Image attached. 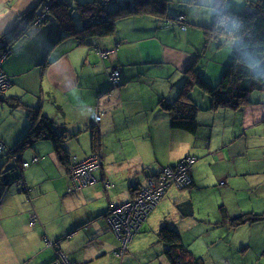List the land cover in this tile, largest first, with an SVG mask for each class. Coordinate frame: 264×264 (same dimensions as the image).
<instances>
[{
	"label": "crops",
	"instance_id": "obj_1",
	"mask_svg": "<svg viewBox=\"0 0 264 264\" xmlns=\"http://www.w3.org/2000/svg\"><path fill=\"white\" fill-rule=\"evenodd\" d=\"M38 1L0 0V34H4L8 30H11L15 24L17 25V21L20 22L19 17L35 7ZM84 1L86 0H81V2ZM76 2L78 1L66 0V3L71 8H75L78 4ZM207 2L212 3V0H207ZM73 14H76L74 10ZM172 16L175 15H170V17L155 14L132 15L117 21L116 25L121 21L127 23V25H133L126 28V30L127 32L134 31V35L137 37L131 38L128 34L123 33L121 27H119L116 28L113 35L94 39L91 44H78L77 40L72 36L65 37L62 27L52 13L48 15L45 22L30 27L24 35H21L20 38L13 42L11 54L2 63V69L8 75L11 82L6 92L7 100L11 103L8 105L4 101L0 102V138L4 146L8 149L15 148H9V146L11 142L15 145L18 139L8 141V138L22 130V127L18 131L17 126H14L16 122L14 112L17 110L20 113H25L30 108L33 110L37 109L41 115L51 119L58 135H65L63 137V145L69 157L76 156L78 159H83L90 155L93 152L91 144L92 133L95 132L98 136L96 151L100 156L104 154V157L101 156L102 160L104 158L102 168L93 172L96 182L79 191L67 193L68 195L71 194L73 199L81 200L83 204L92 200L99 202V206L102 205L103 197L106 198L107 205L109 203H122L128 200L134 189L144 183L148 175L159 171L164 166L159 164L160 167L158 169H149V167L145 166V159L142 156L144 149H141L135 143L134 145L127 146L125 150L122 143L128 137L151 136L153 133L158 136L159 134L166 133L167 127L170 128V117L166 111L161 109L160 100L163 99L171 102L177 97L184 80L185 70L192 62L195 60L197 62V57L199 56L196 51L188 47V44L186 46H175L169 42L172 36L170 33H166V30L171 31V25L168 26L166 22ZM208 25L209 23L205 26ZM158 30L162 34H157ZM188 30V28L185 31L180 29L182 32H187ZM149 31L153 32L147 33ZM141 33L145 34L139 35ZM185 36V41L188 43L189 35L186 34ZM174 39L177 40L178 38L174 35ZM141 42H150L151 47H154L156 51L154 53H144V50H137V43ZM220 44L218 43V46ZM76 48L79 50L71 54L73 50L76 51ZM110 49H114V53L116 52L109 57L110 64L120 68V84L114 88H111L109 85L108 77L104 73L105 67L103 68L100 65L103 60L98 56V53L101 54V52ZM217 50H219V47H217ZM73 56L77 57V60H74ZM145 57L148 58L146 59L148 61L143 62L146 66L143 67L141 59ZM81 58L83 59L82 66L79 64V59ZM137 58H140V62L135 61ZM150 58L160 59L161 63L165 60V63L177 72L178 80L172 84L174 90L165 89L164 87L162 89L159 88L157 91H151L152 93L150 92V94L146 95V98H143L141 95L148 89L149 84L143 80L145 78L142 76V71L152 66L149 65L151 62ZM95 61H97L95 65L99 67L97 73L90 71ZM163 68L157 67L155 72H162L163 74ZM222 71L223 69L221 73ZM205 74L207 77L202 73L209 81L212 80V77H209L211 73ZM175 89L177 90V94H174ZM197 96H201L200 100L206 101L201 92L193 89L191 92L192 99L196 101L195 98ZM200 105L201 107H205L204 103ZM11 108L14 110L10 112L8 109ZM197 120L199 122V130L194 137L199 138L201 136V147L207 148L213 158L219 157L222 159L226 155L223 149H227L232 154L239 152L243 147V139L236 144L232 140V136L235 135L237 130L240 129L242 131L241 129H243L247 131L253 128L256 129L264 121V95L254 94L253 103L238 111L231 109H218L216 111L201 109L197 113ZM171 130L179 131V133L181 131ZM175 135L183 138L182 134ZM120 136L123 138L121 139ZM176 137L178 138V136ZM35 140L36 142L46 140L51 143L54 164L59 165L60 169L64 170V177L65 175L67 177L68 172L66 167L57 160L53 142L48 138H36ZM235 141H238L237 137ZM32 143L28 147H31ZM39 145L35 146V148L41 150L44 144ZM109 147L114 148L111 151L104 149ZM244 149L245 147L242 151ZM109 153L121 154L113 155L111 162H109L111 163L110 166L106 165L105 169L103 168L107 161L105 157L109 156ZM128 153L130 155H127ZM35 154H38V152H34ZM186 155L196 157L190 153ZM115 160H118V162L116 163ZM175 160H170L169 164H175L172 163ZM210 165L214 166L212 163ZM192 167L193 186L187 189H180L176 186L169 187L162 198L163 200L165 199L161 208L163 211L159 210L158 212L163 214L165 206L175 209L176 202L188 199L189 197H186L185 190L197 188L203 183H206L208 186L209 184H225L224 180L229 176L223 169H213L207 166L197 168L196 163ZM138 173H142L141 176L144 178L139 177ZM10 175L11 173L8 177L0 179V201L2 202H0V207L3 201L6 200L7 195L11 199L10 197L15 194V190L17 193L19 192L16 189L17 187L11 184L13 177H10ZM113 175L116 176L117 182L113 179ZM110 178L114 180L115 184L113 191L111 189L106 190L103 185V181H109ZM118 185L125 192L128 190L127 197L122 198L118 195ZM175 188L183 192L178 193ZM223 207L227 215L232 217L228 209L225 206ZM97 208L98 205L95 203L89 208H85L81 213L75 214L73 221L71 220L74 224H70V229H67V224L59 225L56 229L52 228L54 233H60L56 236L52 235V233L51 235L47 233L49 237H54L52 242L46 238L48 227L43 226L42 235L46 240V244L53 246L52 248L50 247L52 251L50 249L42 251L43 243L39 238L38 228L28 223V217L31 212L36 214L40 222L45 223L44 211L42 209H38L37 211V209L29 210L22 208L19 213L21 214L20 223L26 224L24 235L28 239L29 237L34 239L35 242L26 244L21 252V258L16 259V264H21L22 262L23 264H48L55 256L54 251L56 249L62 251L67 260L70 263L72 262V264H125L129 259L132 260L127 264H146L142 261V255L138 257L135 255L138 254L141 244L147 242L146 238L138 237V234L144 229L149 215L145 219L140 232L130 241V244H132L133 240L137 238L133 243V247L138 250L128 248L126 250L127 253L121 258L114 255L115 251L120 248V240L111 231L106 222L105 212L107 209L97 210ZM25 211L28 212V214L26 213L27 215H25ZM153 211L154 209L151 210L152 213ZM175 215L177 217L174 221L168 220L167 216L162 215L163 217L159 221L156 233L164 223L178 231L177 221L181 218H179L177 212ZM225 219L222 217L223 223L227 224L228 221H225ZM0 230L2 231L3 228H0ZM76 233L81 234L79 240L74 244L67 242ZM3 235L6 236V232L4 233L3 231ZM156 243L162 246V252H164V245L158 241L157 234ZM134 260H137L138 263Z\"/></svg>",
	"mask_w": 264,
	"mask_h": 264
},
{
	"label": "rangeland",
	"instance_id": "obj_2",
	"mask_svg": "<svg viewBox=\"0 0 264 264\" xmlns=\"http://www.w3.org/2000/svg\"><path fill=\"white\" fill-rule=\"evenodd\" d=\"M77 1L78 2L76 3L78 4L82 3L81 0ZM123 1L124 0H116L113 6L120 4ZM194 1L195 0H168L167 12L170 15L175 16L168 18L166 23L171 24V31L166 30V33L171 34L172 37H170L169 42L173 43V45L186 46V44H188V47H190L191 50L196 51V53L200 55V57H197L198 71L201 75L203 73L205 76V73H211L209 77H212V80L210 81L211 83H214L220 78L221 70L225 64H228L230 56L232 57L233 55V41L224 40L223 37L214 34L211 35L210 33L208 35H204L203 31H206V27H208L204 26L207 25V23L211 24L214 8L211 7L212 3L207 2V0ZM45 4L46 3L43 1L40 3L39 7L35 10L33 20L31 19L27 26L22 29H20L21 23L13 26L14 32L22 30L19 35L15 37V40L20 38L21 35H24L33 25L43 23L47 20V17L50 14V8L45 6ZM224 5L230 9L251 8L255 5V0H225ZM131 26L133 25H127V23L121 21L116 25V28L121 27L123 33L128 34L131 38L137 37L134 35V31L127 32L126 28ZM181 26L188 28L189 30L187 32H182L180 31ZM151 32L153 31H149L147 33ZM144 34L141 33L139 35ZM157 34L160 35L162 33L158 30ZM186 34L189 35L188 43L185 41ZM1 35L2 34H0V37ZM174 35L178 38L177 40L174 39ZM204 36H208V43L206 44L203 40ZM165 38L167 39V37ZM15 40L12 39L11 43H8V45L0 44V76L4 77L8 83L6 88L0 92V102L4 101L8 105L11 102L7 100L6 92L11 82L8 75L2 69V63L11 54L12 45ZM218 43L221 44L218 46ZM137 44V50H144V53H154L156 51L154 47H151L152 45H150V42H141ZM217 47H219V50H217ZM5 50H10V54L8 56L3 53ZM78 50L79 49L76 48V51L73 50L71 54H74ZM115 53L114 51L111 53H105V51L102 54L98 53L99 58L103 60L100 65H102L103 68L105 67L104 73H106L108 80L111 71L118 74V76L111 77L113 80L116 79L115 81L111 79L109 80L111 88L120 84V68L118 66H112L109 62V57ZM73 58L74 60H77V57L73 56ZM146 59L148 58L145 57L141 59L143 67H146L145 63H143L144 61H148ZM97 61H95L91 66L92 68H90V71L93 73H97L99 71V67L95 65ZM135 61L140 62V58H137ZM150 61L149 65L152 66L150 68L143 69L142 71V76L145 78L143 80L149 84L148 89L141 95L143 98H146V95L150 94L151 91H157L159 88L162 89L164 87L165 89L174 90V86L172 84L178 80L177 72L174 68L169 67V65L165 63V60L161 63L160 59L150 58ZM79 64L80 66L83 65L82 58L79 59ZM140 67H142V65H140ZM157 67H164V75L162 72H155ZM197 90L201 92L203 96H206L201 90ZM174 94H177L176 89ZM200 98L201 96H197L195 99L199 102V104H205V102L200 100ZM251 98H253V96ZM248 105H244L243 108ZM8 110L11 112L14 109L11 108ZM28 110L33 109L30 108ZM28 110H26L27 114L25 111V113H20L18 110L14 112V117L16 118L14 126H17L18 131L21 127L22 130L14 133L8 138V141L18 139L15 145L11 142L9 148L16 147V145H18V143L23 139L25 132L30 125ZM241 130L242 131L239 129L236 131L237 133L235 132V135L232 136V140L236 144L243 139V147L239 150V152H234L232 154H230L227 149H223L226 155L222 159L219 157L213 158L209 154L207 148H204L203 146L201 147V136L197 138L186 132L180 131L179 133V131L171 130L169 127L166 129V133L159 134L158 136L153 133L151 136H140L138 138L128 137V139L124 140V143H122L125 150L127 146L134 145L135 143H137L141 149H144L142 156L145 159V166L149 167V169L156 170L160 167L159 164L164 167L168 166L169 161L172 159H176L175 162H172L176 163L187 153H190L196 156L192 166L196 163L197 168L207 166L210 168L212 167L213 169H223L228 173L229 176H227L224 180L225 184H209L208 186L206 183H203L197 188L185 190L186 197H189L193 202L194 216L178 220V231L184 244L188 246L195 256L202 257L204 259V264H264V220L253 223L248 222L235 228H231L228 223H223L222 216L219 212L222 205L228 209L232 216L249 212L261 213L264 210V121L256 129L253 128L247 131L243 129ZM175 134H182L183 138ZM176 136H178V138ZM236 137L238 141H235ZM38 138H40V136H38ZM120 138L122 139L123 137L120 136ZM37 142L35 140L31 147L25 148L22 153H20L21 159L23 161H29L31 158L33 159V156L38 155L39 158H41V161L39 163L30 164V166L24 171H22L24 169L22 167L23 162H20L18 159L20 155H18L16 148L8 149L4 146L3 149H0V179L7 173H12L18 180L17 181L14 178L12 179V182H14V185L17 187L15 188L19 191L17 193L14 189L15 194L10 197L11 199H9L7 195L6 200L3 201V204L0 207V228H3L2 231L0 230V264H16V259L21 258V252L26 244L35 242L34 239L30 237L28 239L24 235L26 224L24 225L23 223H20L21 214L19 213L22 208H27L29 210L37 209V211L38 209H42L44 211L46 222H40L39 218H37V225L35 224L36 228H38L39 238L43 243L41 248L43 249L42 251L49 250L50 247H53L50 244H46V240L42 235L43 226L46 228L48 227V232L46 231V238L52 242L54 237L50 236V238L48 234L51 235L52 233L54 236L60 234H56V232L54 233L52 228L56 229L59 225L67 224V229H70V226L74 224V222H72L74 215L81 213V211L85 208H89L95 203L98 205L97 210L107 209L105 212L106 222L107 212L108 215H110V209L107 208L109 205H107L105 197H103L104 199L102 200V205L99 206V202L90 200L89 202L83 204L81 200H75L71 194L68 195L66 189L70 186V180L68 175L67 177L66 175L64 177V170L60 169L59 165L54 164L51 143L46 140ZM39 144H44L43 147H41V150L35 148V146ZM114 147L104 149L111 151ZM244 147L245 149L242 151ZM34 152H38V154L34 155ZM92 153L97 154L99 159H101V156L104 157V154H101L100 156L97 151ZM118 154L109 153V156L105 157V160L107 159V161L105 162L103 168L107 166L109 167L111 164L109 163L111 162V157ZM127 155H130V153ZM103 161L104 158L103 160L101 159V163H103ZM115 162L117 163L118 160H115ZM210 163L214 166H211ZM10 166L12 168L17 166L18 168L12 169ZM192 166L191 171L193 168ZM101 168L102 164L97 170H100ZM21 172L28 188L26 190L25 184L20 176ZM141 175L142 173H138V176L143 179L144 177ZM113 179L117 182L116 176L113 175ZM113 179L110 178V180L108 179L109 181H103V185L108 186V189H111L112 191L115 186ZM16 181L17 184H15ZM65 185L67 186L65 187ZM91 185L92 184L86 185L84 188ZM137 188H135L134 191ZM105 189L108 190L107 188ZM117 189L120 197H127L128 190L125 192L123 188H119V185L117 186ZM175 190L178 193L183 192L179 191L177 188H175ZM164 202L165 199L163 200L161 198L157 202L158 205L155 204L153 207V213L151 212L149 214L146 223L145 221L143 222L145 223L144 229L138 234V237L146 238L147 242L141 244L139 252L135 256L138 257L142 255V261L146 264H168L165 254L162 252V246L156 243V230L158 229L159 221L163 217L162 215L167 216L166 218L168 220L173 221L177 216L175 215L176 211L173 207L169 208L165 206L163 214L158 212L159 210H162L161 208L163 207ZM170 203L172 204V202ZM26 213L28 214V212L25 211V215H27ZM143 223L142 226L144 225ZM29 227L33 228L31 226ZM67 229L65 230L67 231ZM110 229L111 231H114L112 228ZM3 231L4 233L6 232V236L3 235ZM80 235L81 234H77L74 237L72 236L73 238L71 237V239H68L67 242L74 244L79 240ZM117 237L121 240L119 236ZM136 239L137 238L133 240L132 244L129 243L126 245L124 250H121L118 254L114 253V255L122 258L125 253H127L126 250H128V248L138 250L133 247V243ZM119 242L122 246V242ZM54 253L55 256L48 264H72V262L70 263L67 260L62 251L56 249ZM131 260L132 259L126 261L125 264ZM134 261L138 263L137 260ZM21 264H23V262Z\"/></svg>",
	"mask_w": 264,
	"mask_h": 264
},
{
	"label": "trees",
	"instance_id": "obj_3",
	"mask_svg": "<svg viewBox=\"0 0 264 264\" xmlns=\"http://www.w3.org/2000/svg\"><path fill=\"white\" fill-rule=\"evenodd\" d=\"M42 1L46 0H39L35 7L20 17L17 25L21 21H26L20 29L27 26L31 19L33 20L35 10ZM224 2L225 0L212 1L211 7L214 8L212 22L208 27L204 26L207 30L203 33L204 35L209 33L219 35L224 40L233 41V55L228 64L224 66L220 78L213 84L199 73L196 60L185 70L184 81L177 97L171 102L161 99L159 103L161 109L169 114L171 129L181 130L195 136L199 130L197 120L199 110L231 109L238 111L244 105L253 103L251 97L254 94L264 95V0H255L253 7L242 9L227 8ZM113 4L103 6L96 0H86L77 4L75 8H71L66 2H55L50 7V13L62 27L65 37L72 36L78 44H91L94 39L113 35L117 21L132 15L155 14L170 17L167 12V0H124L120 4L114 6ZM73 10L76 12L75 15ZM21 31L14 32V28L8 30L1 35L0 44L8 45ZM203 40L205 44L208 43V36H204ZM193 89H199L206 95L204 96L206 98L205 107H201L197 101L192 99ZM28 112L30 125L23 139L15 147L18 153L20 154L38 136L48 138L54 144L58 162L64 165L69 172V156L62 139L65 135H58L51 119L41 115L37 109L28 110ZM97 140L98 136L93 132L91 140L93 152H96ZM191 186H193V181ZM175 209L181 219L194 215V205L190 198L176 202ZM220 213L224 219L226 218L225 221H228L231 228L248 222L264 220V210L261 213L249 212L229 217L225 208L221 206ZM156 234L158 241L164 245V254L168 264H204V259L192 254L182 241L179 232L173 227L164 223Z\"/></svg>",
	"mask_w": 264,
	"mask_h": 264
},
{
	"label": "built area",
	"instance_id": "obj_4",
	"mask_svg": "<svg viewBox=\"0 0 264 264\" xmlns=\"http://www.w3.org/2000/svg\"><path fill=\"white\" fill-rule=\"evenodd\" d=\"M61 1L62 0H46L44 3H46L45 6L50 8L53 3H60ZM97 1L103 6H109L116 0ZM185 29V27L181 26V30L184 31ZM112 51H114V49L106 50L105 53H111ZM102 53L103 52H101V54ZM112 76H118V74L111 71L109 80H113V78H111ZM1 79L5 78L0 76V80ZM115 80L116 79L113 81ZM3 147L4 143L2 139H0V149H3ZM40 159L38 155L33 156L30 162H23L22 167L26 168L29 166V163H37ZM194 160L195 157L189 155L173 165L165 166L150 177H147L144 183L138 186L128 200L122 203L109 204L108 208L110 209V215H108L107 212V224L110 225V228L114 230L113 232L120 237V241L122 242V246L120 245V248L115 251L116 254L124 250L128 241L134 234L140 232L142 223L155 204L166 194L169 187H190L192 183L191 166ZM101 164V159L94 153L83 159L70 156L68 172L70 186L67 187V192L71 193L78 191L86 185L93 184L95 182L93 172L97 170ZM15 184H17V181ZM105 188L108 189V186H105ZM28 221L31 226L37 224V216L34 212L29 214Z\"/></svg>",
	"mask_w": 264,
	"mask_h": 264
},
{
	"label": "bare ground",
	"instance_id": "obj_5",
	"mask_svg": "<svg viewBox=\"0 0 264 264\" xmlns=\"http://www.w3.org/2000/svg\"><path fill=\"white\" fill-rule=\"evenodd\" d=\"M26 23V21H23V23L21 22V24H20V26H23L24 24ZM5 41H8L6 38H3ZM3 53L6 55V56H8L9 54H10V50H5V51H3ZM8 85V83H7V81L5 80V79H1L0 80V92L3 90V89H5L6 88V86ZM1 139V138H0ZM18 155H20V157L18 158L19 160H20V162H30L31 160H29V161H23L22 159H21V154H19L18 153ZM32 159V158H31ZM30 164H34V163H29V166H30ZM10 168H12L11 166H10ZM16 168H18L17 166L16 167H13L12 169H16ZM27 168V167H26ZM26 168H24V169H26ZM23 169V170H24ZM22 170V171H23ZM9 176V173H7L6 175H4L3 176V178H6V177H8ZM21 177H22V181L24 182V184H25V190L26 189H28L27 188V185H26V182H25V180L23 179V175L21 174L20 175ZM10 177H13L12 179H14L15 178V176L11 173V175H10ZM20 177V178H21ZM16 180H17V178H16ZM18 181V180H17ZM137 234V233H136ZM136 234H134L133 236H132V238L136 235ZM132 238L128 241V243H127V245L130 243V241L132 240Z\"/></svg>",
	"mask_w": 264,
	"mask_h": 264
},
{
	"label": "flooded vegetation",
	"instance_id": "obj_6",
	"mask_svg": "<svg viewBox=\"0 0 264 264\" xmlns=\"http://www.w3.org/2000/svg\"><path fill=\"white\" fill-rule=\"evenodd\" d=\"M97 1V0H96ZM61 2H66V0H62ZM98 2V1H97ZM99 3V2H98Z\"/></svg>",
	"mask_w": 264,
	"mask_h": 264
},
{
	"label": "clouds",
	"instance_id": "obj_7",
	"mask_svg": "<svg viewBox=\"0 0 264 264\" xmlns=\"http://www.w3.org/2000/svg\"><path fill=\"white\" fill-rule=\"evenodd\" d=\"M193 181V180H192ZM192 184V183H191ZM190 187H192L191 185H190ZM190 187H188V188H190ZM163 198V197H162Z\"/></svg>",
	"mask_w": 264,
	"mask_h": 264
}]
</instances>
